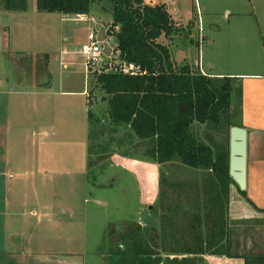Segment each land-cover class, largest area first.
<instances>
[{
    "label": "rangeland",
    "instance_id": "374dc122",
    "mask_svg": "<svg viewBox=\"0 0 264 264\" xmlns=\"http://www.w3.org/2000/svg\"><path fill=\"white\" fill-rule=\"evenodd\" d=\"M165 1L179 32L172 39H162L169 45L178 65L189 63L198 68L197 62L203 61L207 71L244 70L242 64L251 61V68L255 65L258 70L264 71V40L259 29L254 27V13L259 14L264 9V0ZM28 4L27 11H12L13 14L11 12V17L5 22L10 26L9 30H5L10 44L8 51L0 57V72H10L15 86L19 87L22 83V90L25 91L36 86L43 89L35 83L38 82L37 78L44 81L47 77H53L55 89L59 88L62 78L63 83L69 81L72 88L86 89L90 93L93 75L88 70L81 48L88 42L93 27H97L100 39L106 41L103 55L107 62L112 59L121 61L120 56L106 58L113 53L116 41L110 26L112 22H108L112 14L100 4L92 5L87 18L40 11L37 0H28ZM228 11L231 13L230 19H227ZM253 61L255 63L252 64ZM91 93L96 97L92 110L97 121L93 120L92 125L96 132L91 139L90 158L96 163L88 166L86 173H69L68 176L54 173L50 181L54 191H39L36 197L27 189L22 193V175L15 169L11 171L8 198L12 212L21 213L12 215V228L20 229L12 233L11 264H67L62 257L69 255L82 256L83 264H115L112 250L118 251L125 243L119 234L137 223L143 226L142 235H148L149 239L153 235L166 238L164 244L161 242L164 245L161 252L166 257L172 255L165 249L171 244L172 234L175 237L177 233L181 235L185 226L184 236H189L188 218L197 211L191 205L200 195L194 188L197 183L206 182L205 179L209 178L207 172L201 169L196 171L179 161L156 162L148 155L147 145L140 142L130 126L117 127L111 123L107 114L108 104L102 100L100 87L94 88ZM76 99L82 101L76 104V115L81 113V117L88 118L90 107H85L84 96H76ZM29 108L27 105L28 113L31 111ZM36 121L34 118L32 123L28 122L22 127V137L12 143V153H37L40 136L48 129ZM89 124L76 130V146L68 149L59 143L52 152H58L59 157L71 154L77 166V162L83 158L78 136L87 139ZM103 130L105 132L101 134ZM192 131L203 140L212 134L216 142H227L228 130L225 125L214 129L209 124L196 122ZM89 147L90 141L88 162ZM84 159L87 161L86 156ZM148 161L159 165L156 183L158 198L154 204L146 200V177L141 169V165ZM238 194L239 191H234L231 199V203H235V211L229 212L230 237L233 241L232 252L245 257L210 255L198 264H246L247 255L264 254V216H257L258 213ZM201 195L206 196L205 192ZM22 196L27 203L24 215ZM41 202L49 207L44 217L40 213ZM14 203L19 204L14 206ZM35 205H38L37 208H34ZM170 206L176 211L171 213ZM172 215L175 225L173 232L169 220ZM177 228L180 230L177 231ZM110 235L112 244L109 242ZM122 248L125 254L119 256L120 264H135L132 248L127 244ZM178 257L181 259L183 255ZM170 261L176 263L175 259Z\"/></svg>",
    "mask_w": 264,
    "mask_h": 264
},
{
    "label": "trees",
    "instance_id": "16d2710c",
    "mask_svg": "<svg viewBox=\"0 0 264 264\" xmlns=\"http://www.w3.org/2000/svg\"><path fill=\"white\" fill-rule=\"evenodd\" d=\"M0 3L10 11H27L29 7L28 0H0ZM94 3L112 14L110 26L115 36V50H120L123 61L133 66L127 72L123 65L109 71V65L101 70H90L93 75L91 92L100 87L111 123L117 127L130 126L156 162L179 161L206 170L210 175L206 199L201 205L197 203L195 215L188 218L189 236H184L183 226L181 235L172 234L171 244L165 248L173 256L166 257L161 252L164 246L161 242L164 244L165 239L158 236L149 239L142 235L143 226L137 223L119 234L125 243L118 251L112 250L115 264H120L119 256L125 254L122 247L126 244L134 251L135 264H198L210 255L245 257L232 252L228 214L231 185L234 184L243 196L247 195L230 174L234 79L204 74L189 63L178 65L169 45L162 39H172L179 32L165 0H37V8L87 17ZM91 92L88 96L89 167L96 163L90 158L91 139L96 132L92 125L93 120L97 121L92 110L96 97ZM196 122L209 124L214 129L227 126V142L213 145L202 142L192 131ZM173 229L174 222L171 223L172 232ZM111 239L110 235L112 244ZM178 255L183 257L179 259ZM246 264H264V254L247 255Z\"/></svg>",
    "mask_w": 264,
    "mask_h": 264
},
{
    "label": "crops",
    "instance_id": "0c3cea01",
    "mask_svg": "<svg viewBox=\"0 0 264 264\" xmlns=\"http://www.w3.org/2000/svg\"><path fill=\"white\" fill-rule=\"evenodd\" d=\"M11 12L12 11L5 9L0 3L1 58L4 56L5 52L8 51L10 44L8 34L5 31L9 30L10 26H8L5 22L11 17V15H9ZM254 15L256 16V19H254V27L259 29L261 38L264 40V9H262L259 14L255 12ZM230 17L231 13L228 11L227 19H230ZM108 22L111 23L112 18ZM96 28L97 27H95V29ZM6 46L7 50H5ZM248 62L249 63L246 62L242 64L245 66L244 70L229 69L222 71H207L203 61H198L196 66L204 74L218 77L228 76L234 79L235 87L231 96L230 122L233 126L244 128L247 136L245 189L247 195L243 196L239 192L240 195L238 194V196H242V198L247 201L250 207L259 214H257V216L263 217L264 71L258 70L255 65L251 68V61ZM253 63L255 62L253 61L252 64ZM209 64L210 66L213 65L212 62ZM246 64H248V66H246ZM210 69L212 68L210 67ZM12 80H14V78L10 72H0V264H11L10 255L12 254V233L17 232L20 229L18 227L12 228L11 223L12 220H14V218L12 219V215L17 216V214H21L20 212H12V205L8 198V192H10L11 188L10 175L12 174V169L17 170L18 174L22 175V193L24 189H27L28 191H31L33 195L35 193L37 197L39 191L44 192L48 190L50 193L54 191L52 183L50 182L51 179H53L54 173H62L63 176H68L69 173L78 174V172L84 174L87 172V168L89 166V133L87 135V139L84 138V136H78L83 158L77 162V166L76 160L71 154L66 155L65 157H59L58 152H52L53 149L57 148L59 143L60 145H65L68 149L69 147L72 149L73 145L76 146V130L84 128L86 123L89 124L90 122L89 117L83 118L81 117V113L76 115V104L79 105L82 103L81 100L76 99V96H84V104L86 107L88 105L89 91L86 89L81 90L72 88L69 81H64L63 83L62 78L59 80V88L55 89V79H53V77H47L44 81L37 78L38 82L35 83L42 86L43 89L32 85L35 88H32L30 91H25L22 90V83L21 86L17 87L13 84ZM27 105L30 107V113H28ZM77 116L79 117L77 118ZM34 118L37 119L36 122L38 125L48 129L43 136H40L37 153H12V143H16L22 137V127L26 126L28 122L32 123ZM230 137L231 136H229V143ZM198 138L202 142L210 145H213V143L216 142L214 135L212 134L208 135L207 138L205 137V140H203L199 135ZM219 143H221V141ZM85 156L87 161L84 159ZM12 159H14L15 162H12L14 161ZM60 167L61 170L59 171ZM141 169L145 173L146 177V200L150 201V204H154L158 198V195H156V183L157 175L159 173V165L148 161L141 165ZM194 169L196 171L200 170L196 168ZM202 171L207 172L208 176H210L208 171ZM28 174L31 175V177H26ZM208 179H205V181L207 182ZM206 182L203 184L197 183L195 185L196 188L194 189L196 192H200V195L196 196L193 204L191 205L192 209L197 208V203H200L201 205L202 201L206 199V196L204 197L201 195L204 192L206 195V191L208 190ZM230 191L231 195L228 214L231 215L229 212L235 211V203H231V199L233 198L232 194L234 191L237 192L238 188L233 184L231 185ZM41 203L40 213L44 217L47 216V209L49 207L47 204L44 206L43 202ZM18 204L19 203H14V206ZM26 204V198L24 199V196H22V215L25 213L23 211L27 209ZM173 205L174 207L176 206L175 204ZM37 206L38 205H35L34 208H37ZM46 206L47 208L45 209L44 207ZM151 208H153V206ZM170 209H172L171 206ZM172 212H174L173 209L171 210V213ZM173 217L174 215L171 217L169 216L170 223L173 222ZM229 224L231 226L230 219ZM156 236L166 240L165 237H161L159 235ZM156 236L153 235L150 238H154Z\"/></svg>",
    "mask_w": 264,
    "mask_h": 264
},
{
    "label": "water",
    "instance_id": "95a60500",
    "mask_svg": "<svg viewBox=\"0 0 264 264\" xmlns=\"http://www.w3.org/2000/svg\"><path fill=\"white\" fill-rule=\"evenodd\" d=\"M230 174L242 190L246 189V130L233 126L230 135ZM82 256L62 257L68 264H83Z\"/></svg>",
    "mask_w": 264,
    "mask_h": 264
},
{
    "label": "built area",
    "instance_id": "2783aa9c",
    "mask_svg": "<svg viewBox=\"0 0 264 264\" xmlns=\"http://www.w3.org/2000/svg\"><path fill=\"white\" fill-rule=\"evenodd\" d=\"M83 18H87L86 16H83ZM104 42L106 43L105 40L100 39L98 36L97 30L93 28L92 32H90L89 37H88V42L83 44L81 48V53L84 55L86 59V65L88 67V70H101V68L105 67L106 65H109V70H113V68L117 65H123V70L124 71H129L133 68V66H128L126 62L123 61L121 57V51L120 50H112L113 53L109 54V56L106 58H113L114 56H120L121 61L118 62L114 59L111 61L107 62V59L104 58ZM116 46V45H115ZM63 58V56H62Z\"/></svg>",
    "mask_w": 264,
    "mask_h": 264
}]
</instances>
